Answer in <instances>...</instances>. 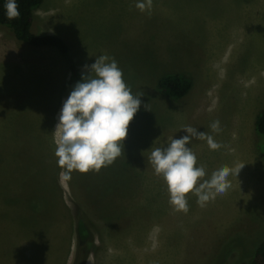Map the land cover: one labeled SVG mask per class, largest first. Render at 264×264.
Segmentation results:
<instances>
[{
	"label": "rangeland",
	"instance_id": "obj_1",
	"mask_svg": "<svg viewBox=\"0 0 264 264\" xmlns=\"http://www.w3.org/2000/svg\"><path fill=\"white\" fill-rule=\"evenodd\" d=\"M138 2L146 0H44L34 11L32 31L61 37L81 75L106 55L141 95L121 156L92 175H66L54 155L60 110L76 83L66 57L0 29V264H76L79 217L92 233L84 264H250L264 239V157L254 128L264 108V0H152L143 12ZM167 73L191 80L184 97L158 90ZM32 79L50 86L33 94ZM185 127L220 145L191 137L200 182L233 169L231 187L205 206L188 193L187 213L169 204L148 160Z\"/></svg>",
	"mask_w": 264,
	"mask_h": 264
},
{
	"label": "clouds",
	"instance_id": "obj_2",
	"mask_svg": "<svg viewBox=\"0 0 264 264\" xmlns=\"http://www.w3.org/2000/svg\"><path fill=\"white\" fill-rule=\"evenodd\" d=\"M152 0L138 2L140 11L150 9ZM8 20L21 15L16 0H7L4 5ZM100 55L90 66L85 65L87 74H82L64 101L59 122L55 128L56 149L59 167L67 173L96 171L114 163L122 154V142L127 136L129 123L141 106L140 96H133L123 80L122 70L115 59L109 61ZM94 74V75H93ZM219 131V121L210 125ZM187 135L174 138L165 147L153 149L148 157L154 174L162 177L167 186L169 204L175 211L187 213V194L193 192L201 207L223 195L231 187L228 177L233 169L223 166L211 174L209 180L200 182L205 176L203 167H196V156L187 145L191 137L206 139L211 150L220 145L211 136L185 127ZM243 164L235 169L237 176Z\"/></svg>",
	"mask_w": 264,
	"mask_h": 264
},
{
	"label": "trees",
	"instance_id": "obj_3",
	"mask_svg": "<svg viewBox=\"0 0 264 264\" xmlns=\"http://www.w3.org/2000/svg\"><path fill=\"white\" fill-rule=\"evenodd\" d=\"M6 2L7 0H0V29L5 28L18 41L27 45L57 48L66 57L71 76L76 82L80 81L82 75L78 72L76 65L70 57L66 42L57 35H39L31 29L34 20V11L42 5L44 0H16L21 15L15 20H8L6 18V9L4 7ZM191 86V80L181 73H167L157 81L158 90L166 97L173 99L184 97L189 92ZM254 128L256 134L261 137L259 148L264 157V108L257 113ZM76 231L78 239L76 264H84L88 248L92 243V233L83 217L78 218ZM250 264H264V239L256 246Z\"/></svg>",
	"mask_w": 264,
	"mask_h": 264
},
{
	"label": "crops",
	"instance_id": "obj_4",
	"mask_svg": "<svg viewBox=\"0 0 264 264\" xmlns=\"http://www.w3.org/2000/svg\"><path fill=\"white\" fill-rule=\"evenodd\" d=\"M53 76H54V75H53ZM52 79H54V78L52 77ZM55 80H56V83L61 84V83H60V77H59L58 75H56ZM37 85H44L45 87H48V88H49V86H50V81H49V82H44V81H41L40 79H38L37 81L35 80V82H34L33 79H32V93H33V94L36 93V91H35V87H36ZM30 92H31V91H30ZM29 94H31V93H29ZM42 94H47V89H45L44 91H42V92H41V95H42ZM22 134H23V133H22ZM19 156H20V147H19ZM27 157L29 158L30 161L32 160V159H31L32 156L29 157V153H28V156H27ZM31 165H32V163H31ZM41 165L43 166V165H47V164L42 163ZM75 172L78 173V171H75ZM87 173H89L90 175H92V171H89V172H87ZM83 174H86V173H83ZM84 190H85V189H84ZM14 197H15V196H14Z\"/></svg>",
	"mask_w": 264,
	"mask_h": 264
}]
</instances>
